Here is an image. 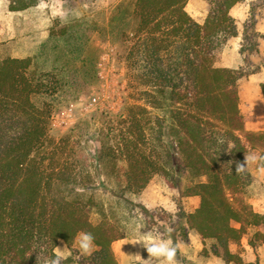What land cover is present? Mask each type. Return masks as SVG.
I'll return each instance as SVG.
<instances>
[{"label": "trees", "instance_id": "trees-1", "mask_svg": "<svg viewBox=\"0 0 264 264\" xmlns=\"http://www.w3.org/2000/svg\"><path fill=\"white\" fill-rule=\"evenodd\" d=\"M7 1L10 11H23L43 0ZM187 1L121 0L105 28L64 26L50 32L34 57H0V264H44L59 241L71 251L63 264H119L112 243L127 236L123 224L85 195L93 177L71 135H50L59 104L76 100L96 81L97 29L109 41L125 43L136 100L120 114L124 162H112L121 191L113 194L147 213L124 193H139L155 173L172 188L181 182V168L206 176L182 189L183 196L200 198L184 215L186 228L213 240L211 252L226 264H261L244 261L229 244L250 228L255 232L249 244L264 243V213L240 196L253 175L235 171L249 148L264 147V131L245 129L237 83L246 72L215 65L218 52L237 35L230 10L241 0H206L202 23L188 13ZM81 231L95 237L91 255L74 252Z\"/></svg>", "mask_w": 264, "mask_h": 264}, {"label": "rangeland", "instance_id": "rangeland-1", "mask_svg": "<svg viewBox=\"0 0 264 264\" xmlns=\"http://www.w3.org/2000/svg\"><path fill=\"white\" fill-rule=\"evenodd\" d=\"M120 1L43 0L32 8L10 11L8 1L0 0V57H34L50 32L58 31L64 26L84 23L105 28L112 10ZM204 1L203 4L197 0H188L186 6L191 14L202 19L208 13V2ZM236 7L233 14H230L235 19L237 33L240 31L241 34L238 39L240 41L237 38L232 41L237 40L236 44L240 49L236 53L225 45L218 52L215 64L227 61L235 66L231 69L246 72L237 83L239 105L243 108L250 96H256V92H251L245 84L241 86L240 80L264 63V56L262 57L258 48L261 33L255 27L258 18H264V0H241ZM92 42L100 50L96 81L76 100L59 104L52 115L50 135L56 139L64 134L71 135V142L76 150L84 154L86 162H89L93 177L92 189L85 191V195L93 196L108 215L118 218L123 224L127 236L112 243L118 263L167 264L163 259L148 258L146 249L140 242H136L151 235L177 247L173 264H226L221 257L211 252L213 240L201 239L197 231L186 228L184 220V215L198 206L200 198L183 196L182 189L187 184L206 180V176H193L181 168L177 171L181 182L178 187L172 188L161 173H155L139 193H124L126 198L146 207L147 213L139 206L131 208V205L113 194V190L118 193L121 191L115 183L112 162H124L118 151L125 134L121 129L123 116L120 114L122 111L125 113L128 103L136 100L126 74L123 56V50H127L125 43L109 41L100 29L93 34ZM239 52L241 55H238ZM153 112L163 114L158 109H153ZM261 150L264 147L249 148L246 153L259 154ZM246 153L242 157V163ZM257 164L258 162L247 167L253 175V182L240 194L246 202L251 201V195L264 191V176L255 172ZM144 192L148 202L141 199ZM91 215L94 221L100 217L96 208L92 209ZM254 232L255 229L250 228L240 240L231 241L230 250L238 255L243 252L246 256L245 246L246 243L249 244ZM65 245V242L59 241L57 246L63 248ZM74 248L79 256L81 253L76 243ZM70 253L67 246L66 254L69 256ZM243 259L246 261V258Z\"/></svg>", "mask_w": 264, "mask_h": 264}, {"label": "crops", "instance_id": "crops-1", "mask_svg": "<svg viewBox=\"0 0 264 264\" xmlns=\"http://www.w3.org/2000/svg\"><path fill=\"white\" fill-rule=\"evenodd\" d=\"M197 1L203 4L205 3L204 0H197ZM238 4L239 2L231 8L230 10L231 14H233ZM185 8L188 11V13H190L187 6ZM191 15L192 17L196 19V21L200 23H202L205 19V16H203L202 19H199L194 14H191ZM255 27H256V31L258 33H261V38H259L258 40V48H259L260 54L263 57L264 56V18L262 19L258 18V20L255 23ZM239 34H241L240 31H238L237 35L235 37L230 38L228 42L226 43V47L232 48V50L236 51V53H238V49H240L238 45L236 44V41L240 39ZM233 38H237V40L232 41ZM238 55H241V53L239 52ZM215 65L221 66V67H230V68L235 67L234 65L229 64L227 61H225L222 64H219L218 62ZM240 84L241 86L245 84L247 88L251 90V92H256V96H250L248 98L247 105L245 107L241 108V105H239L241 114L245 118L246 130L253 131V132L264 131V87H262V85H264V63L260 65V68L252 71L242 80H240ZM255 172L257 174H261L262 176H264V173L260 171V167L256 168ZM262 181L264 182V180ZM141 199L148 202L146 192H144V196H142ZM250 203L252 204V207L255 211L264 213V191L261 190L257 192L256 194L251 195ZM261 231L264 232V228L263 229L261 228ZM245 247H246V252H245L246 256H244L243 252H241L240 255L243 258H246L245 259L246 261L254 262L258 260L261 264H264V243L259 244L256 247H252L250 244L246 243Z\"/></svg>", "mask_w": 264, "mask_h": 264}, {"label": "clouds", "instance_id": "clouds-1", "mask_svg": "<svg viewBox=\"0 0 264 264\" xmlns=\"http://www.w3.org/2000/svg\"><path fill=\"white\" fill-rule=\"evenodd\" d=\"M257 162L261 165L260 171L264 173V155L258 153H246L244 162H237L235 171L237 174L243 173L250 164ZM136 242H140L142 247L146 249L148 258L163 259L167 264H173L177 254L176 246H173L169 242L159 241L151 235H147ZM75 243L82 255H91L94 250L95 237L91 232L81 231L75 237ZM66 248L67 245L63 248L57 246L53 250L51 258L44 261V264H63V262L68 259Z\"/></svg>", "mask_w": 264, "mask_h": 264}]
</instances>
